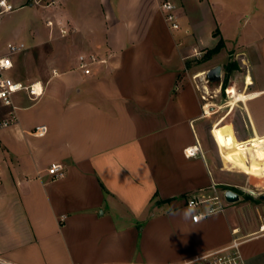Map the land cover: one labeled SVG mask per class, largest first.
Masks as SVG:
<instances>
[{"label": "crops", "instance_id": "1", "mask_svg": "<svg viewBox=\"0 0 264 264\" xmlns=\"http://www.w3.org/2000/svg\"><path fill=\"white\" fill-rule=\"evenodd\" d=\"M162 1L57 0L40 6L44 28L31 30V43L0 49L24 42L13 74L24 54L27 79L36 80L33 48L52 43L41 52L45 95L36 103L15 95L17 119L0 133V264H184L229 244L236 228L259 230L264 179L225 164L189 62L223 41L248 95L241 119L227 121L249 146L264 139V0L232 1L252 7L242 31L223 0H169L181 26L172 29ZM81 55L97 58L89 74ZM41 125L47 132L34 134ZM53 163L64 165L63 177L48 172ZM214 184L239 201L193 221L188 198ZM241 251L246 264H264V233Z\"/></svg>", "mask_w": 264, "mask_h": 264}, {"label": "built area", "instance_id": "2", "mask_svg": "<svg viewBox=\"0 0 264 264\" xmlns=\"http://www.w3.org/2000/svg\"><path fill=\"white\" fill-rule=\"evenodd\" d=\"M41 4L42 6H51L57 3V0H0V16L11 14L20 8H23L30 4ZM160 8L164 12L165 20L172 29H179L180 23L176 13V5L169 1L164 0L160 4ZM48 25L52 26L53 22L48 20ZM62 33H66L65 29L61 30ZM27 45L24 42H10L7 44V52L0 54V133L3 129L11 126L17 119L18 106L14 102V97L18 93L24 92L29 99L36 103L42 99L45 95L46 85L39 80L24 81L14 76L15 69L14 56L25 51ZM80 68L84 73L89 74L91 72L90 65L97 61L95 55L89 57L81 55L79 57ZM57 73L56 70L53 71ZM203 99L207 101L205 94L202 95ZM208 103L203 105L204 116H210L212 109L215 105H210L207 108ZM9 107L10 111L6 116H1L3 108ZM47 132V126H37L33 131L34 134L42 136ZM196 147L187 149V155L192 156L196 153ZM48 172L54 179L61 178L65 175V167L62 163H53ZM0 175H1V158H0ZM225 191L218 188L216 184L212 185L210 191H200L193 193L187 200V206L194 211L192 219L193 221H199L200 219L207 218L211 214L225 211L227 204L229 203L225 198ZM235 236L232 241L219 248L208 250L201 253L192 259L186 261L184 264H246L245 258L241 251L242 243L254 237L259 233H264V217H262V223L259 230L247 235H237L239 229H234Z\"/></svg>", "mask_w": 264, "mask_h": 264}, {"label": "rangeland", "instance_id": "3", "mask_svg": "<svg viewBox=\"0 0 264 264\" xmlns=\"http://www.w3.org/2000/svg\"><path fill=\"white\" fill-rule=\"evenodd\" d=\"M223 1L225 2L223 4H225V12L227 13V15H233L234 23L239 24L238 28L241 31L246 30L248 28V21L250 19H253L254 17L252 7L247 4L243 5L242 3L233 5V0ZM32 5L35 6L28 5L24 8L14 11L11 14L0 16V49L3 48L4 44H6L8 40L11 39L24 40L27 44H29V42L31 43V40L33 38V35H31V30L33 31L35 26H38L40 29L44 28V26L42 25V23L44 24V19L42 16V12L44 11V9L40 8V6L42 5L34 3ZM218 12H220V10ZM215 14H217V11H215ZM238 36L239 34L237 35V38ZM45 41L46 40H43L42 44L37 45L33 48L35 51V58H33L32 56L33 71L31 72H34L33 74H36V76L38 77L36 78V80L41 79L42 81H45V79L48 78L49 75L44 70L46 59L42 57L41 52L45 53L44 49H50V45L52 44L51 42ZM20 56L21 58H23L24 54H21ZM21 58V61L18 63V72L16 73V75L14 74V76L16 78L25 79V81L30 82L33 79H27V77H29V74L23 68V60ZM217 65H221L223 69L221 79L209 80L206 74L207 71ZM189 69L191 73L193 72L192 70L199 71L198 74H196V81L200 85L202 94H205L207 97V101H204H211L210 103L212 105H215L213 106L215 108L212 109L211 115L207 117L205 116V119H208L206 125L208 128H211L214 122L221 118L227 111L228 103L234 96V89L236 88L238 90V88L242 85L243 73L241 72L243 70L238 69L237 61L234 59L232 51L227 49L223 42L216 50L214 48H205L204 52H202V54L198 56V58H193L192 60H190ZM234 85H236L235 88H233ZM204 86L207 87V90L204 89ZM238 92L240 91L238 90ZM240 105L241 102H239L238 106L234 109V112L231 114V116L228 117L227 120L241 119L242 109L240 108ZM221 106H224V108H221ZM231 169L232 171H236L234 172L235 174H240L243 178L247 179L249 177V175L245 174L241 170H238V168Z\"/></svg>", "mask_w": 264, "mask_h": 264}, {"label": "bare ground", "instance_id": "4", "mask_svg": "<svg viewBox=\"0 0 264 264\" xmlns=\"http://www.w3.org/2000/svg\"><path fill=\"white\" fill-rule=\"evenodd\" d=\"M233 88H235V85ZM204 89L207 90V87L204 86ZM234 90V96L228 103L227 111L221 118L214 122L211 133L226 165L238 167L242 169L241 171L253 178L260 175L264 179V139L257 137L254 143L249 146L245 144V141H241L236 137L232 124L227 121L239 102L246 101L248 98L247 94L238 93L236 88ZM210 102H207V108L212 105ZM221 108H224V106H221ZM251 151L255 154L256 161L258 162L257 166L254 165Z\"/></svg>", "mask_w": 264, "mask_h": 264}, {"label": "water", "instance_id": "5", "mask_svg": "<svg viewBox=\"0 0 264 264\" xmlns=\"http://www.w3.org/2000/svg\"><path fill=\"white\" fill-rule=\"evenodd\" d=\"M222 72H223L222 66L217 65L214 68L209 69L206 74L209 80H220L222 77ZM225 198L229 203H235L239 201L240 195L234 189L229 188L226 189L225 191ZM259 198L264 200V193L259 194Z\"/></svg>", "mask_w": 264, "mask_h": 264}, {"label": "trees", "instance_id": "6", "mask_svg": "<svg viewBox=\"0 0 264 264\" xmlns=\"http://www.w3.org/2000/svg\"><path fill=\"white\" fill-rule=\"evenodd\" d=\"M222 40L219 41L218 45L214 48L215 50L219 48V45L222 44ZM224 86H225V83H224Z\"/></svg>", "mask_w": 264, "mask_h": 264}]
</instances>
